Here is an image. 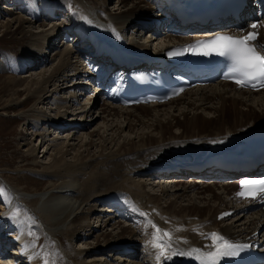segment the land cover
Wrapping results in <instances>:
<instances>
[{
  "label": "bare ground",
  "instance_id": "6f19581e",
  "mask_svg": "<svg viewBox=\"0 0 264 264\" xmlns=\"http://www.w3.org/2000/svg\"><path fill=\"white\" fill-rule=\"evenodd\" d=\"M177 1L179 0H98L96 6L103 8L102 5L114 4V7H117L119 11V15L114 16L112 13L107 12L109 21H105L101 17L103 12L101 8L96 9L82 4L79 5L80 11H82L81 25H77L69 15L71 4L47 8V18L50 19L51 16L59 13L58 15L63 17L62 23L63 21L65 23L73 21V28L67 27L68 25L62 27L54 24L42 40L32 41L35 52L39 49L48 50L52 48L55 54L53 61L57 64L53 69L51 68L50 73L48 71L49 74L47 71L42 72L44 69L38 72L39 74H36L35 77L30 75V77H23L19 80L10 78L11 96L5 100L2 107L4 111L15 110L13 107L21 103L20 97L22 95L27 96L24 105L30 103L45 105L49 98L55 96V101L49 100L47 105H58V107L51 106L52 110L56 107L57 110L64 109L58 120L36 113L32 116L34 119L26 121L30 126L43 127L49 125L48 131H46V127L37 130L34 140L37 141L36 139H38L41 148L43 146L46 149L43 158L50 160V163L44 164L39 161L36 151L40 146L39 144L33 145L30 139H23V147L33 146L24 151L26 153L25 159L20 162L21 167L27 171H34L36 168L43 166V172L56 182L51 183V187H48L49 189L45 190V193H37L33 197L19 194L20 191L24 190H16L15 187L14 196L19 200L21 199V201L23 200L22 196L27 197L28 204L32 205L35 213L38 214L40 221L45 226L44 229L47 235L58 239L63 247L69 246L71 242L83 234L80 243L83 247L87 245L86 250L88 251H76V254L72 255V258L76 261H83L85 253L92 254L101 251L103 253L104 248L121 253L124 251V247L134 249V246L141 245L144 248L154 244L152 248L157 252L156 255L159 253V256L152 258L148 261L149 263L145 257H142L144 260L141 258L142 261L147 264H163L162 259L167 258L166 264H181L183 257L197 254L212 258L217 257V255H220V248L224 241H239L244 238L256 240L255 237L258 232H261V239L264 238V206L259 207L257 213L252 214L253 219L250 218L251 222H246L244 219L246 214L243 215V213L234 215L233 221L236 224L234 222L225 224V221H219L223 213L234 209L244 210L247 207L244 204L237 205L238 200L235 198L234 193L238 191L239 182L238 180L236 182L232 181L230 173L225 174L228 178L223 183L234 182L235 188L233 189L231 183L219 185V194L213 192L211 187L202 188L201 190L197 182L189 183V181L185 182L186 180L183 183L180 180L176 182L179 177L181 179L193 177L187 170H180L179 168L184 169L182 167L191 166L195 162L210 158V156L217 158L222 154H226L234 150H229L230 148L239 143L242 144L246 139H250L253 133L264 127V91L255 94L242 89L239 90L225 82H217L209 84L207 87L193 89L161 105L125 108L116 107L105 101L108 104L96 112L94 102L97 98L103 99V96H94L95 91L92 90L91 92L89 88L91 93L87 94V103L82 107L77 105L78 100L76 98L83 95V90H88L84 81H92L91 75H94L90 74L87 69L95 72L92 70L95 63L102 66L104 64L102 56H105L106 60L110 59L108 65L111 68L115 64L124 62V55L131 56V49L142 54L152 50L145 44L148 42L147 39L143 44L135 41L126 45L128 43L126 41L129 39L128 35L127 38H124L125 41H123L122 35L129 31L127 29L132 32L138 30L137 32L141 33L140 36L143 32L146 33V30H150L146 34L149 35L150 41L154 40L160 43V47L154 49H159V52H162L164 47H167V49L172 48L180 41L191 40L190 37L185 40L181 35L167 34L155 23V19L159 21L161 18L169 17V15L171 17V8L180 5ZM191 1L180 0L181 5H188ZM193 1L202 2V0ZM145 2L147 7H143ZM5 9L11 12L10 8L5 7ZM256 10L258 11V9ZM35 14L36 16H34ZM252 14V11L242 14V19L239 22L242 28L254 23V20H249ZM32 16L35 20L37 19L36 21L39 20L37 13L34 12ZM7 20L6 23L0 25V30L4 28L7 32H10L14 28L16 29L15 37L17 35L27 36L29 32L26 31L27 28L34 24L31 22L32 20L29 21L19 16L9 17ZM83 26L89 30H86ZM159 31L163 32V35L161 34L153 39V33L156 34ZM259 32L260 43L264 47V24ZM150 33L152 34L150 35ZM67 36H75L77 44L71 46L65 43V37L67 38ZM64 44L68 46L62 50ZM85 44H90L92 48ZM115 53L122 58L120 62L112 55ZM72 58L78 59V63L80 61L85 62L87 69L85 67L79 70L78 66H73L70 62ZM47 61L41 53H33L30 54L27 63L22 62V65L13 69L16 73H19L27 66L34 67L42 63V68H46L44 64ZM31 71L32 69L29 70V72ZM66 82L71 83L66 86V89L72 87L69 90L71 95L61 96V98L58 95L62 93V85ZM81 84L85 87H81ZM99 94L101 93L98 92L97 95ZM56 95L59 98L56 99ZM72 108H75L74 111H76L73 112V115L71 114L74 117L67 121L64 120V115L70 113L68 110ZM98 113L100 117L107 115V118H111L109 122L111 121L112 124L108 126L107 123L106 125L111 130L107 129L106 132H114V121L117 123L119 120H123L119 123L121 125H116V127L120 126L121 133L124 132V128L129 129L135 134V140L130 139V141L123 140L124 142H121V135L117 132L118 136H115V131L112 136L109 135V138L101 136L102 144L96 145L97 143H94L92 134L89 135V139L92 138L93 140L86 141L76 150L75 145L69 142L67 145L66 143H60V145V140H63L62 137L59 138L60 135L49 139L50 136L48 135L52 130L51 128H55V130L68 129L70 133L67 135V140H73L74 142L75 139L73 138L76 137L77 133H80L78 131L82 130L84 126L82 123L84 118L93 117ZM174 130H177V133L179 130L178 135L173 134ZM69 136L71 137L68 138ZM85 136V138L88 137V135ZM81 138V142H83L84 138ZM94 148H96L95 151H98L97 153L92 152ZM71 155H73V161L68 160ZM93 164H96V166L91 169ZM88 169H91V171ZM176 169L179 170L174 171ZM134 175L156 180L161 179V181L167 179L165 184L175 183V186L168 189V187L162 185L160 197H157L146 192L150 184V182L147 183V180L150 179H146L145 183L135 182L132 178ZM218 175L212 174L215 179H219ZM244 176L245 174L240 175L238 179H243ZM2 177L4 179L5 175ZM189 194H193L195 199L190 197ZM186 198L189 200L184 205L183 202ZM166 199H169L170 203L163 207L162 202ZM24 202H26L25 199ZM97 207L100 210L94 212V208ZM3 209L4 207L0 208V210ZM157 213L160 218L156 215ZM102 214H111V217L108 220H103L101 219V217H104ZM117 218H119L120 222L118 223L120 225L115 229L119 228L121 233L118 236L117 244L111 242L113 235L102 234L99 237L95 234L97 231H94L91 226L94 219L98 223L105 221L104 229ZM31 222L33 223V220ZM124 222H131L132 229H130L131 226L129 228L124 226ZM121 223L124 225H121ZM0 225L2 226L3 223H0ZM102 225L100 228H102ZM5 229L10 232L15 231L16 228L11 224L7 227L5 225ZM95 235L97 237L95 241H98L99 245L101 237L104 238L105 246L94 248L91 246L93 245L91 244L92 241H85L89 237L94 238ZM1 236L4 240L0 244H5L7 239L4 238L3 234ZM27 236L34 244H37L35 235L29 233ZM85 237L88 238L85 239ZM13 240H15V237L9 238L7 241H10V245H13L12 250L15 251L8 252V250L3 251L0 249V257H2L0 261L3 264H9V262H15L13 260H18V262H15L16 264H28L33 254L30 253L29 255L25 252L27 256L24 255L25 257L22 256L20 259L16 257L21 253L16 251V244L12 242ZM19 245L17 244V246ZM162 245L167 249V256L160 253L163 251L160 248ZM217 247L219 252H214L213 250ZM130 256L126 255L124 256L126 258L122 260H128ZM89 257L91 255L88 258L86 256L84 264L91 261L92 264H103L102 257L94 256L91 261ZM35 261L36 264H45V260L42 258L32 261V264ZM134 263L138 264L135 261Z\"/></svg>",
  "mask_w": 264,
  "mask_h": 264
},
{
  "label": "rangeland",
  "instance_id": "374dc122",
  "mask_svg": "<svg viewBox=\"0 0 264 264\" xmlns=\"http://www.w3.org/2000/svg\"><path fill=\"white\" fill-rule=\"evenodd\" d=\"M96 2H98V0H0V25L3 23H6L8 21L7 19L9 17L15 18L18 16L23 17L25 19H28L29 21L32 20L31 22L34 23L30 28H27L26 31L27 32L29 31L27 36L17 35L15 37L14 34L16 33V29H14V28H12L10 30V32H7L6 29H4V28H2L0 30V208L4 207L3 210H0V223L6 222L5 223L6 227H7V225H11V224L14 225V227L16 228L15 231L13 230V231L9 232L8 229H5L2 234H3L4 238L7 236L6 237L7 240L9 238L15 237V240H13L12 242H14L16 244V251L21 253V255L16 256L19 259L22 258V256H24V255L27 256V254H29V255H30V253L33 254V255H31V261H29L28 264H32V261L38 260V258H42L43 260H45V264H64L67 260H70V262L72 264H84L86 262V256L88 258L89 255H91V257H89L90 261L94 258V256L95 257L100 256V258L102 257L103 258V260H102L103 264H110V263H112V264H135L134 261L138 264H147L146 262L142 261V259L144 257L148 262L152 258H156L159 256V253L156 255L157 252H155L152 248V247H154V244H150L149 246H146L144 248H142L141 245H138V246H134L135 250L130 249V251L133 252V254H131L132 256L127 255V256H130L128 258L129 261L127 259L125 261H123L124 260L123 258H126V257H124V256H126L125 254H121L118 252L116 253L112 249H107V248H104L105 251L103 253H101L102 251L99 253L93 252L92 254H86L85 253V255L83 256V261H81V260L76 261L75 259L72 258V255L76 254V251H79V250L84 251V252L88 251V250H86L87 245L85 247H83V246H81V243H80V241H82L81 238H82L83 234L81 236H79L78 238H76V240L71 242L69 244V246H67V247H63L61 245V243L59 242V240L56 239L55 237H51L50 235H47V232L44 229L45 226L40 221L38 214L35 213L32 205L28 204L27 197L36 196L37 193L38 194L45 193L46 192L45 190H48L49 189L48 187H51V183L53 184L55 180L53 181L52 178L48 177V175H46L43 172V166L36 168L34 171H27V170H25V168L21 167L20 162L25 159L26 153L24 151L27 148H30L35 144L36 145L39 144V146L41 145L38 139H36L37 141L34 140L35 139L34 136H35L36 131L40 130L41 128H45V127H46V131H48V129H49V125L43 126V127L42 126L36 127L35 125L30 126L29 124H27L26 121L29 119H34V117H32V116L36 113L37 114L40 113L44 117H48V118L58 120L59 117H61V114H63L61 112H63L64 109H58L57 110L58 105H47L49 100L55 101V99H54L55 96L53 98H49V100L47 102H45V105H42V104L34 105V103H30L29 105H24V103L26 102V97H27L26 95H22L20 97L21 103L13 107V108H15V110L4 111L2 109L3 105L5 104V100H7L9 98V96H11L10 78H15L16 80L17 79L19 80L20 78H23V77H30V75H33L35 77V76H37L36 74H39L38 72H40L41 70H44V69L45 70L42 72L47 71V73H48V71H49V73H50L51 70L54 68V66L57 64L53 61L55 54H54L52 48H49L48 50L47 49H39V50H36V52H35V50H34L35 47H34L32 41L42 40L43 36L50 32L51 27L54 24H56V26L60 25L62 27L68 25L67 27L71 28L73 26V21H74L77 23V25H81L80 20H81L82 11H80L79 5L84 4L86 6L96 8V9L101 8V6H96ZM69 4H71V9L69 10L70 11L69 15H71V17H72V20H73L72 22L69 21V23L68 22L65 23L63 21V23H62L63 17H61V15H58L59 13H57L54 16H51L50 19L47 18V15H48L47 10L50 9L52 6H57V5H62V6L67 5L68 6ZM146 4H147L146 2L143 3V7L144 6L147 7ZM5 7H7L8 9L10 8L11 12L6 11ZM102 7L103 8H101V9L103 10V12H102L101 17L105 21H109V16L107 15V12L110 14L112 13L114 16L119 15L118 14L119 11L117 10V7H114V4H111V5L106 4L105 6L102 5ZM34 12L38 14V17H39L38 21H36L37 19L35 20L34 18H32V17L36 16V14L34 16H32V14H34ZM45 16H46V18H45ZM50 21H51V23H49ZM116 25H117V22H116ZM83 27H85V26H83ZM85 28H86V30H89L87 27H85ZM127 30H129V31H127V33H125V34L123 33V35H122L123 41H125L124 38H127V35H128L129 39H128V41H126V42H128L126 45H128L132 42H135V41L139 44H143L144 41H146V39L149 42V35H147V37L146 36L142 37V36H140L141 33L137 32L138 30L136 31L137 33L130 31V29H127ZM147 31H150V30H146L145 32L147 33ZM74 37L75 36H73V37L67 36V38L65 37V39H66L65 43H68V45H71V46L76 45L77 40ZM153 41L154 40H152V42ZM83 42H85V41L83 40ZM148 42H146L145 44H147ZM151 44H152L151 46H153L154 49L156 47H160L159 42L155 41L154 43H151ZM68 45L64 44V47L62 48V50H64V48ZM85 45H88L89 48H92V47H90L91 46L90 44H85ZM148 47H150V46H148ZM33 53H41L42 55H44V57H46V59L48 60L47 63L44 64V67H46V68H42V64H43L42 63V64H39L37 66L35 65L34 67L27 66L25 69L21 70L19 73L18 72L16 73L13 68H17L18 66L22 65L21 64L22 62L27 63L30 54H33ZM77 61H78V59H75V58H72L70 60V62H72V64H73V66H75V67L78 66L79 70L86 67L85 62L80 61L78 63ZM31 69H32V71L29 72V70H31ZM33 69H35V70H33ZM70 84L71 83H69V82H66L64 85L61 84L62 85V90H61L62 93L60 95H58L59 97H61V96L66 97V96L71 95L69 90L72 89V87L70 86V87H68L69 89H66V86H68ZM81 87H85V86H83V84H81ZM91 92H92V89H91ZM91 92H90L89 88H88V90L87 89L83 90L82 91L83 95L76 98V100H78L77 105H80L82 107V105L86 104L87 103V97H88L87 94H89ZM79 93H81V92H79ZM58 96L56 95V99L59 98ZM96 96L101 97L102 95L99 94ZM106 104H108V103H106L103 99L97 98V100L94 102L96 112L98 109H100L101 107H104ZM51 106H54V107L57 106V107L54 108V110H52ZM32 110H34L35 112ZM74 110H75V108H72V109L68 110V112H70V113H66V114L64 113L66 115V116L64 115V120L67 121L68 119H72L74 116H71V114L73 115L76 112ZM106 116L100 117V114L98 113V114L94 115L93 117H85L84 120L82 121L84 126L82 127V130L78 131L80 133H77L76 137L73 138V139H75L74 142H73V140L72 141H70L69 139L67 140V135H68V133H70L68 131V129H66V130H62V129L55 130V128H51L52 130L49 132V135H48V136H50L49 139L50 138H56L57 135L58 136L60 135L59 138L62 137L61 139H63V140H60L59 144L60 143L61 144L66 143V145H67V143L69 142V143L75 145L74 147H76V150H78V148H80L82 146V144L86 143V141L89 142V141H92L93 139H94L93 140L94 143L95 144L97 143L96 145H101L102 143H101L100 137L102 136V137H106V138L108 137L109 138L110 137L109 135L112 136V133H114L115 131H116L115 136L116 135L118 136V134L121 135V137H122L120 139L121 142L130 141V139L135 140V138H136L135 134H133V132H131L129 129L124 128V130L122 129L124 132L121 133V131L119 130L120 126L116 127V125H121L119 123L121 121L123 122V120H121V121L119 120V122H117V123H116V121H114V126H113V127H115L114 132H111V131L106 132L107 129L111 130L110 128H107V126H106L107 123H108V126H110L112 124L111 121H110L111 123L109 122V120L111 118H107ZM103 119H105V120H103ZM176 131L177 130L173 131L174 135H178L179 130H178V133ZM117 132H118V134H117ZM82 133H83V136H82ZM84 133H85V135H88V137H87L88 140H87V138H85L86 136L84 135ZM89 135H92L93 139L92 138L89 139ZM70 137L71 136H69L68 138H70ZM81 137L84 138L83 142H81V139H82ZM23 139H28V140L30 139L31 140L30 142L33 145L30 147H28V146L23 147V145H24ZM249 140L250 139H246L243 142H247ZM232 144L234 145L235 143H232ZM238 145H240V143ZM235 147H236V145H235ZM235 147L230 148L229 150L235 149ZM95 149L96 148L92 149L93 153L98 152V151H95ZM44 150H46V149L43 146H42V148L40 146L39 149L36 151V155L39 156V161L41 163L47 164V163H50L49 162L50 160H46L43 158V156L45 154ZM51 152H50V154H51ZM227 152H228V150H227ZM71 153H73V151H71ZM72 156L73 155L69 156L68 160L70 159L71 161H73ZM93 165H92L91 169L96 166V164L94 166ZM91 169H88V170L91 171ZM3 175H5L4 179L2 177ZM132 178L135 182L140 181L142 183H145L146 179H150L149 177H144V176L140 177L138 175H134V176H132ZM5 179H7L8 181ZM182 179L179 177L178 179H176V182H178L179 180L182 183L185 180H186L185 182L189 181V183L197 182L200 185L199 188L201 190H202V188L206 189L207 187H211L213 192L218 193V194L220 193L218 190L219 185L231 183L233 186V189H234L235 188L234 182H236V180H233L234 182L228 181L227 183H223V182H220L217 180H212V178L209 180H202L199 177H195V178L194 177H192V178L186 177V178H182ZM141 180H143V181H141ZM166 181H167V179L161 181V179L156 180L154 178L147 180V183L150 182V184L147 187L146 192L147 193L149 192V193L153 194L154 196L160 197V194H161V191L163 188L162 185L165 187H168V189L172 188V186H175L174 185L175 183L165 184ZM160 182L161 183L164 182V183L161 184ZM12 187H14V188H12ZM15 187H16V190H18V189L24 190V191L19 192V194L21 193V194H24V196H27V197L22 196L23 202L21 201V199L19 200V199H17L16 196H14ZM17 187H19V188H17ZM189 196L195 199V197H193V194H189ZM206 198H207V196H206ZM24 199L26 200V202H24ZM187 200H189V199L186 198L185 202ZM166 201L164 200L162 202L163 207L167 206V204L170 203L169 199H166ZM185 202H183L184 205L188 203V202H186V203ZM94 209H95L94 212L95 211L97 212L100 210V208H98V207L94 208ZM254 210L255 211H253V209L242 211V210L234 209V210H232L233 215L228 216V218H225V219L220 220V221H225V224H232V222L235 223V221H233V219L235 218L236 214H239V213L242 214L243 213V215L246 214V216L244 218L246 220V222L247 221L251 222V219H253L252 214L257 213V209H254ZM106 215H108V214H102V216H104V217H101V219L108 220L109 217H111L110 216L111 214L108 216H106ZM156 215L159 217L158 213ZM133 219H135V218H133ZM31 220H33V223L31 222ZM94 220H93L91 226L93 227L94 231H97L95 234L99 237L102 234L113 235L111 242L113 244H117L118 243V240H117L118 236L121 234L119 231V228L117 230L115 229V228H117L118 225H120L118 223V222H120L119 218L114 219L110 223V226H107V228H104V229H103V227L105 225L104 224L105 221L103 223L101 221L98 223L97 220H95V221ZM121 221H123V220H121ZM124 223H125V225L123 223H121V225H124L128 228L131 226V222H128V223L124 222ZM101 224H103L102 228H100ZM144 224H145V221H144ZM111 226H114V227H111ZM132 227L133 226H131L130 229H132ZM29 233H32L33 235H35V237L37 238L36 239L37 244L36 243L34 244L31 241V239L28 238L27 234H29ZM260 234H261V232L260 233L258 232L255 239L257 241L262 242V241H264V238H263V240H261ZM96 235L94 236V238L89 237L88 240H85L86 238H88V237H85L84 240L87 242L92 241L91 244H93V245H91V246H93L94 248H100L101 246L102 247L105 246V242H104L103 237H101L100 245L98 244V241H95V239L97 238ZM144 235H145V233H144ZM85 241H84V243H85ZM17 244L18 245L20 244V245L17 246ZM164 247H165L164 245H162V247H160L163 250L160 252L162 255L168 254L166 251L167 249ZM168 248H169V246H168ZM8 249H10V250H8V252H14L15 251V250L14 251L12 250L13 245H10ZM25 252H27V254ZM166 260H167V258L162 259V263L166 264L167 263ZM13 261L18 262V260H13ZM15 262H9V264L10 263L16 264ZM33 264H36V261H35V263L33 262ZM87 264H92V261L87 262Z\"/></svg>",
  "mask_w": 264,
  "mask_h": 264
}]
</instances>
